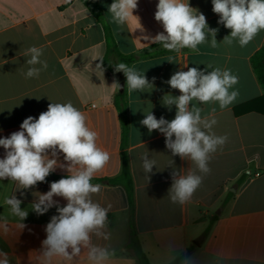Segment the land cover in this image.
Listing matches in <instances>:
<instances>
[{"label":"crops","instance_id":"0c3cea01","mask_svg":"<svg viewBox=\"0 0 264 264\" xmlns=\"http://www.w3.org/2000/svg\"><path fill=\"white\" fill-rule=\"evenodd\" d=\"M183 2L203 13L210 28L218 29L217 46H211V35L195 51H169L161 44L157 50L164 51L162 55L130 66L144 73L149 81L155 77V81L153 89L128 92L130 130L123 149L122 127L114 103L119 89L111 86L117 81L110 69L114 64L107 62V67L103 63L104 73L96 64L107 52L106 28L123 55L160 44L143 38L164 31L154 18L158 0H138L137 9L123 25L114 23L108 12L113 0H98L101 21L80 0H0V138L19 131L28 116L38 118L51 102H70L85 115L87 126L98 134L97 146L110 154L109 162L93 177L98 181L91 183L102 185L101 192L93 194L92 199L109 209L107 230L111 233L107 241L93 237V243L115 251L112 264H137L127 248V193L116 180L122 171L124 152L134 184V227L151 264H171L174 256L187 254L191 246L193 251L187 255L196 264H264V114L234 112L264 95L251 65V57L264 46V30L247 46L241 47L238 40L229 45L223 39L231 30L218 24L219 16L212 11L211 0ZM33 46L42 49L40 59L48 67L37 78H25L23 73L31 67L26 63L30 56L25 53ZM169 58L172 62H168ZM185 64L207 71L230 69L239 78L230 91L237 90L239 96L223 110L218 102H191L202 109V116L216 119L212 132L227 135L228 141L212 154L211 172L204 176L191 200L180 205L172 203L168 196L171 172L176 169L186 173L195 166L189 160L173 157L164 135L156 130L149 133L140 121L149 111L157 119H174L175 105L169 110L162 99L169 93L180 95L167 81ZM145 153L156 161L150 181L142 168ZM4 155L0 147V158ZM52 174L66 177L67 172L58 168ZM51 182L19 190L17 182L0 179V251L7 253L9 264H44V229L57 212L53 207L37 215L32 203L40 193L50 190ZM13 195L22 200L21 208L28 212L24 221L6 203ZM54 199L61 206L67 203L61 197Z\"/></svg>","mask_w":264,"mask_h":264},{"label":"clouds","instance_id":"9594fccd","mask_svg":"<svg viewBox=\"0 0 264 264\" xmlns=\"http://www.w3.org/2000/svg\"><path fill=\"white\" fill-rule=\"evenodd\" d=\"M212 11L218 14V24L230 29V35L223 41L232 44L238 40L241 47L247 46L254 37L264 30V0H211ZM138 7V0H113L109 5L113 22L123 25ZM154 18L164 31L155 36L144 35L145 40L160 43L169 51L179 52L183 48L197 50L211 35V46H217L218 29L210 28L206 16L183 0H158ZM143 31V29H142ZM230 37V38H229ZM43 51L31 47L25 55L28 68L25 78H37L46 70V61L40 59ZM96 67L104 73L103 59ZM168 62H172L169 58ZM40 65V67H36ZM115 72H122L126 77V87L132 91L145 92L153 89L155 77L149 81L134 67L119 63ZM208 68L211 65L207 66ZM187 68V71L182 70ZM175 72L167 84L180 92L173 96H163V104L171 110L175 105L174 119H159L149 111L140 123L149 133L159 131L165 137L166 148L173 157L189 160L195 166L186 173L173 169L168 196L172 203L183 205L189 202L201 186L204 176L211 172L209 167L212 154L222 148L228 141L227 135H216L212 128L217 124L215 118L202 116V109L191 102L196 100L206 104L218 102L221 110L233 104L239 92L231 90L239 78L230 69L215 68L212 71L188 67L185 64ZM111 86L120 89L122 86L114 81ZM215 112V109H213ZM98 134L86 124L85 115L70 102L66 104L49 103L47 111L41 112L38 118L28 116L20 125V130L8 137L0 138V147L5 155L0 158V179L12 180L20 189H31L58 168L67 172L66 177L50 183V190L40 193L32 203V211L44 215L55 207L56 215L50 218L45 227L46 238L42 241L44 264H112L115 251L107 246L93 243V237L110 239L108 232V211L92 199L93 194L102 190V185L91 183L94 175L102 170L110 160V154L97 146ZM63 157L61 161L60 157ZM142 168L150 181L156 161L149 159L147 153L142 156ZM174 164V161L171 162ZM171 167V165H170ZM23 195V192L21 193ZM54 197L67 201L61 206ZM6 203L11 211L24 221L28 212L21 208L22 200L16 195L8 198ZM22 227L25 225L22 224ZM177 264H196L193 257L174 256ZM0 264H9L8 255L0 251Z\"/></svg>","mask_w":264,"mask_h":264},{"label":"trees","instance_id":"16d2710c","mask_svg":"<svg viewBox=\"0 0 264 264\" xmlns=\"http://www.w3.org/2000/svg\"><path fill=\"white\" fill-rule=\"evenodd\" d=\"M84 6L101 21V9L98 4V0H80ZM106 42H107V52L103 59V63L108 67L107 62L113 63L114 66L119 63H125L129 67L140 60L148 59L158 55H162L164 51L157 50L161 44H156L142 49L141 51L129 55H123L119 52L117 43L109 28H106ZM114 61V62H112ZM251 65L253 71L264 90V46L261 47L252 57ZM115 75L118 83L123 85V90L118 91L115 95V107L119 114V119L122 127V147L125 149L127 147L128 137H129V109H128V90L126 87V77L122 72H115L114 67L110 68ZM236 115H242L249 112H258L264 114V95L258 99L247 102L237 108H235ZM63 178V176H56L50 174L46 181H58ZM120 182L127 193V198L129 202V228H130V240L127 245L128 250L131 252L132 256L135 258L137 264H151L147 258V255L143 251L137 232L134 227V184L131 175L129 158L126 152L123 153V165L120 176L116 179ZM98 181L92 179L91 182ZM193 251V247H189L187 254ZM173 262L171 264H176Z\"/></svg>","mask_w":264,"mask_h":264},{"label":"water","instance_id":"95a60500","mask_svg":"<svg viewBox=\"0 0 264 264\" xmlns=\"http://www.w3.org/2000/svg\"><path fill=\"white\" fill-rule=\"evenodd\" d=\"M121 86H122V87L119 89L120 91H122V90H123V85L121 84ZM232 191H233V190H232Z\"/></svg>","mask_w":264,"mask_h":264},{"label":"built area","instance_id":"2783aa9c","mask_svg":"<svg viewBox=\"0 0 264 264\" xmlns=\"http://www.w3.org/2000/svg\"><path fill=\"white\" fill-rule=\"evenodd\" d=\"M256 175H258V174H256Z\"/></svg>","mask_w":264,"mask_h":264}]
</instances>
